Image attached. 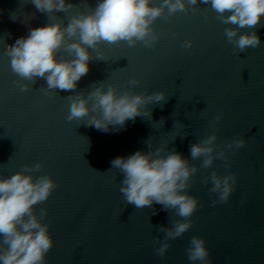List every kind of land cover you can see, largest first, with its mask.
<instances>
[{
  "label": "water",
  "instance_id": "obj_1",
  "mask_svg": "<svg viewBox=\"0 0 264 264\" xmlns=\"http://www.w3.org/2000/svg\"><path fill=\"white\" fill-rule=\"evenodd\" d=\"M68 2L75 8L55 14L65 25L72 15L94 9L97 0ZM0 9V175L39 163L31 174L50 175L56 182L50 197L34 206L38 216L47 209L41 220L54 240L47 264H200L189 259L194 236L206 241L211 264H264V19L254 29H240L255 30L261 39L259 46L240 52L225 34L237 25L222 23L210 5H189L173 14L165 10L152 26L159 36L154 46L103 42L104 58L89 49L90 71L76 89L49 94L40 77L23 81L29 88L22 91L5 54L29 28L52 22L49 14L20 0H0ZM13 12L33 18L27 25L14 22ZM189 40L192 46L184 47ZM133 79L139 81L135 86L128 83ZM101 83L113 85L118 94L163 91L166 97L148 106L150 117L129 120L119 132L87 126L86 118L69 121L68 97L87 96ZM213 133L216 151L226 149L227 159L218 157L205 168L204 157L192 158L190 148ZM236 139L246 143L227 148ZM149 140L153 150L178 151L197 168L186 189L199 200L191 227L169 241L163 256L156 253L166 235L161 228L184 218L158 203L142 208L127 203L120 191L123 174L111 165L117 156L147 152ZM213 172L235 175L225 202L211 191Z\"/></svg>",
  "mask_w": 264,
  "mask_h": 264
},
{
  "label": "clouds",
  "instance_id": "obj_2",
  "mask_svg": "<svg viewBox=\"0 0 264 264\" xmlns=\"http://www.w3.org/2000/svg\"><path fill=\"white\" fill-rule=\"evenodd\" d=\"M20 3H31L39 12L49 14L48 19L52 22L29 28L26 36L6 46L5 54L10 57L12 71L21 78L17 84L22 91L29 88L23 81L40 77L46 80L44 91L49 94H53L54 89H76L81 78L90 71L89 49L96 50L98 57L104 58V53L99 51L103 42L126 41L130 46L143 42L145 46H154L159 36L152 26L165 10L173 14L189 5H210L222 23L237 25L225 29V34L240 52L261 44L255 30L241 33L240 29H254L264 19V0H161L159 4H154L153 0H97L94 9L72 15L65 25L55 14L75 8L68 0H20ZM3 11L0 9V13ZM32 18L24 12H13L9 16L12 21L26 25ZM5 35L10 37L11 33ZM183 46L191 47L192 41H185ZM62 52L67 53V57L61 55ZM128 83L135 86L139 81L133 79ZM165 97L163 91L146 94L124 90L118 94L113 85L105 87L101 83L87 96L68 97L67 119L86 118L87 126L105 133L119 132L126 128L129 120L135 122L137 117H150L148 106L164 101ZM220 118L216 117L217 120ZM217 139L213 133L191 145V157L203 156L205 168L218 157L226 160V149L216 151ZM245 143V139H236L229 142L227 148L241 147ZM148 147L147 152L137 150L128 156H117L111 160V165L123 174L120 191L127 203L137 208L158 203L164 208L175 209L176 215L184 218L177 219L170 229L161 228L166 235L156 253L163 256L170 247L169 241L191 227L190 218L198 208L199 200L186 189L197 168L178 151H170L164 146L153 150L151 140ZM41 167L37 163L9 177L0 175V264H47L46 255L54 240L49 225L41 220V216L47 215V209H41L38 216L34 206L50 197L56 182L50 175L35 177L31 174ZM210 179L213 182L211 191L219 193V202L227 201L234 190L235 175L220 176L213 172ZM188 254L193 262L211 264L203 238L192 237Z\"/></svg>",
  "mask_w": 264,
  "mask_h": 264
}]
</instances>
